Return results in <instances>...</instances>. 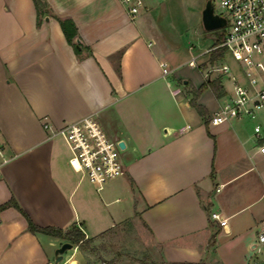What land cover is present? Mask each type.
<instances>
[{
	"label": "crops",
	"instance_id": "1",
	"mask_svg": "<svg viewBox=\"0 0 264 264\" xmlns=\"http://www.w3.org/2000/svg\"><path fill=\"white\" fill-rule=\"evenodd\" d=\"M45 1L38 15L33 0H0V264H90L65 237L29 230L22 210L39 226L75 224L91 240L136 217L165 261L252 264L264 220V110L209 121L231 87L211 75L225 59L209 60L214 42L179 61L180 45L153 14L159 0H144L134 19L120 0ZM57 17L73 21L81 56ZM209 78L221 95L198 90ZM90 113L124 142L125 172L99 189L42 125ZM11 199L19 208L1 206ZM65 241L72 246L57 260Z\"/></svg>",
	"mask_w": 264,
	"mask_h": 264
},
{
	"label": "built area",
	"instance_id": "2",
	"mask_svg": "<svg viewBox=\"0 0 264 264\" xmlns=\"http://www.w3.org/2000/svg\"><path fill=\"white\" fill-rule=\"evenodd\" d=\"M120 1L131 19L144 7V0ZM215 1L223 9L218 14L226 18V24L222 27L221 41L210 49L222 47L223 53L234 60L240 76L232 75L230 66L225 62L210 68L230 80L231 87L227 97L210 114L209 121L222 123L237 118H254L258 111L264 110V0ZM188 63L193 66L195 60L192 58ZM161 66L163 74L171 71L165 62ZM42 125L48 137L64 139L69 150V165L98 189L125 172L120 139L111 137L94 113L61 126L48 121H43ZM254 132L258 139L263 137L259 124L254 126ZM259 150L264 151V143L259 144ZM209 218L220 226L227 221L219 210H211ZM262 223L249 256L252 264H264V220Z\"/></svg>",
	"mask_w": 264,
	"mask_h": 264
},
{
	"label": "rangeland",
	"instance_id": "3",
	"mask_svg": "<svg viewBox=\"0 0 264 264\" xmlns=\"http://www.w3.org/2000/svg\"><path fill=\"white\" fill-rule=\"evenodd\" d=\"M159 1L160 4L153 14L161 20L160 24L164 33L173 36L175 42L180 45L179 61L187 60L192 52H198L211 45L215 37L224 30V28L209 31L204 29L201 11L206 0ZM211 1L215 12L223 11L215 0ZM222 58H225L223 61L230 66L232 75L239 77L240 72L230 55L223 53L220 59ZM181 67L183 70H187L188 62L183 63ZM211 72L213 76L218 74V71L211 70ZM261 122L264 124V119ZM156 247L142 222L135 217L123 220L109 231L86 242L82 249L89 253L90 264H100L101 262L107 264H189L163 260L158 256Z\"/></svg>",
	"mask_w": 264,
	"mask_h": 264
},
{
	"label": "trees",
	"instance_id": "4",
	"mask_svg": "<svg viewBox=\"0 0 264 264\" xmlns=\"http://www.w3.org/2000/svg\"><path fill=\"white\" fill-rule=\"evenodd\" d=\"M37 14L41 15L45 12L48 11L47 3L45 0H33ZM59 20V23L61 25V28L63 30L64 35L66 36L67 40L72 44L75 52L81 56V43L76 39V27L73 23V21L70 18H60L57 17ZM222 34L219 33L215 40H214V45L218 44L221 41ZM223 54V48L222 47H217L211 50L209 60H214L216 58L221 57ZM209 86L212 91L214 92L215 95L219 96L222 94V91L220 90L221 84L219 79H207L205 82L201 84L198 90H201L205 87ZM193 103L196 107H199L197 103H195V100L193 99ZM6 204H14L18 208V204L15 200L11 199L8 202L4 203L1 206H4ZM22 212L25 214L28 220V228L31 231H43L49 234L57 235V236H62L68 239L69 241L73 242L74 244H77L80 248H83L84 244L86 242L91 241L90 238L86 237L84 232L75 224L71 225L70 227L66 229H62L61 227H55V226H39L33 223V221L28 217V215L22 210ZM172 263H176L179 261H170ZM185 263L189 264H202L204 263L203 261H196V262H191V261H184Z\"/></svg>",
	"mask_w": 264,
	"mask_h": 264
},
{
	"label": "water",
	"instance_id": "5",
	"mask_svg": "<svg viewBox=\"0 0 264 264\" xmlns=\"http://www.w3.org/2000/svg\"><path fill=\"white\" fill-rule=\"evenodd\" d=\"M201 21L202 25L206 30H214L218 28H222L226 24V18L223 15H220L214 11V6L211 0H206L205 5L201 11ZM119 145L121 147L124 146V142L122 140L119 141ZM72 246V243L69 241L63 242L56 249V259L61 258L62 252Z\"/></svg>",
	"mask_w": 264,
	"mask_h": 264
}]
</instances>
